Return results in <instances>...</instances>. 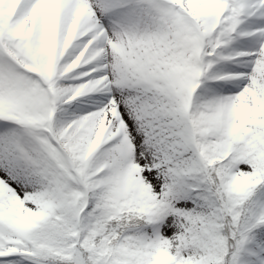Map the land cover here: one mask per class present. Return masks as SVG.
Segmentation results:
<instances>
[{
  "label": "snow or ice",
  "instance_id": "obj_1",
  "mask_svg": "<svg viewBox=\"0 0 264 264\" xmlns=\"http://www.w3.org/2000/svg\"><path fill=\"white\" fill-rule=\"evenodd\" d=\"M0 264H264V0H0Z\"/></svg>",
  "mask_w": 264,
  "mask_h": 264
}]
</instances>
